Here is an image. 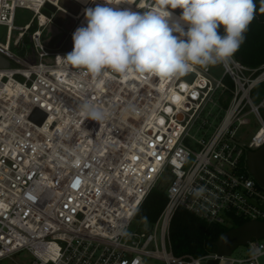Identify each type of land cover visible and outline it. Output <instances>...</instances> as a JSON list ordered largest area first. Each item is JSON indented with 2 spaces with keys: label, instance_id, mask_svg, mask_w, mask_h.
Instances as JSON below:
<instances>
[{
  "label": "built area",
  "instance_id": "2783aa9c",
  "mask_svg": "<svg viewBox=\"0 0 264 264\" xmlns=\"http://www.w3.org/2000/svg\"><path fill=\"white\" fill-rule=\"evenodd\" d=\"M68 1L75 13L60 0H0V262L26 251L30 259L21 264H264V238L233 257L175 255L168 236L178 206L208 223L264 220V187L246 165V153L264 145V95L258 103L250 97L264 82V64L232 57L220 63L219 78L211 66H196L191 81L109 73L95 82L62 59L73 50V33L87 25L85 10L107 2L143 12L157 0ZM45 4L54 6L50 15ZM17 7L33 13L24 28L13 24ZM30 25L31 50L16 56L11 41L18 46ZM85 103L105 118L87 117ZM35 108L45 113L41 123L30 118ZM249 116L254 129L238 134ZM154 187L166 193L162 210L130 229Z\"/></svg>",
  "mask_w": 264,
  "mask_h": 264
},
{
  "label": "clouds",
  "instance_id": "9594fccd",
  "mask_svg": "<svg viewBox=\"0 0 264 264\" xmlns=\"http://www.w3.org/2000/svg\"><path fill=\"white\" fill-rule=\"evenodd\" d=\"M177 8L182 12L174 18L171 10ZM254 10V0H157L143 12L97 4L85 10L87 25L73 33V50L62 59L95 82L109 73L180 78L196 66L207 69L231 59ZM82 107L92 120L105 118L91 103Z\"/></svg>",
  "mask_w": 264,
  "mask_h": 264
},
{
  "label": "trees",
  "instance_id": "16d2710c",
  "mask_svg": "<svg viewBox=\"0 0 264 264\" xmlns=\"http://www.w3.org/2000/svg\"><path fill=\"white\" fill-rule=\"evenodd\" d=\"M253 19L245 33L244 43L234 54V58L248 67H258L264 64V0H254ZM34 26L30 25L29 30ZM223 34L222 27L220 29ZM167 200L161 187H154L140 204L135 216L147 223L156 220ZM240 218L233 219L232 225L208 223L191 211L178 206L170 219L168 236L173 254L203 255L215 249L214 241L233 226L242 224Z\"/></svg>",
  "mask_w": 264,
  "mask_h": 264
},
{
  "label": "rangeland",
  "instance_id": "374dc122",
  "mask_svg": "<svg viewBox=\"0 0 264 264\" xmlns=\"http://www.w3.org/2000/svg\"><path fill=\"white\" fill-rule=\"evenodd\" d=\"M59 5L63 9H65L71 13H75L77 11V5L74 3H70L68 0H60ZM172 11L179 14V15L182 12V10H180L179 8L173 9ZM32 17H33V13L31 10L24 8V7H17L15 9V13H14L13 24L15 26H19L21 28H24V26L26 24L30 23ZM53 20L55 23L60 25L57 33L64 31L65 28L62 25L63 18H61V15H56ZM50 29L52 30L53 27H50ZM30 31L31 30L25 31L26 32V38L23 41H19L18 46L13 45L12 41H11L10 50L14 55L21 56V57L26 56L27 53L31 50V43L28 39V35H29ZM11 32H12V35H11ZM17 32H18L17 29L10 31L9 38H11V40H13L15 38V36H17ZM5 33H6V26L0 25V41L1 42H4V40H5ZM67 48H71V47L68 46ZM222 72H223V68L221 67L220 63H218L215 66H211V74L214 78H219L221 76ZM262 95H264V82L258 83L252 89L250 97H251V100L253 101V103H258V101L261 99ZM224 96L225 95L222 94L221 98H224ZM248 118L251 119V122L247 125H243L241 127V129L239 130L238 134L242 131H245L246 127H248L250 130L254 129V120H253L252 116H249ZM192 131H194V130H192ZM210 131H211V129H210ZM195 134L199 135V134H201V131L196 132ZM190 144L192 146V143H190ZM192 147L195 148V146H192ZM232 223H233V220L229 221L226 225L231 226ZM143 226H146V224L144 222H142L141 220L135 218L132 220V222L130 224V229H140ZM250 253H251V250L249 249V247L246 244H243V245L237 246L230 254L233 257H244ZM29 259H30V255L26 251H21L17 254H14L11 257V259H3L0 262V264H21V263L27 262ZM147 262H148V264H161L160 261L153 260V259H147ZM260 262H264V258H260Z\"/></svg>",
  "mask_w": 264,
  "mask_h": 264
},
{
  "label": "water",
  "instance_id": "95a60500",
  "mask_svg": "<svg viewBox=\"0 0 264 264\" xmlns=\"http://www.w3.org/2000/svg\"><path fill=\"white\" fill-rule=\"evenodd\" d=\"M53 10L54 6L50 4H45L42 7V11L46 12L47 15H50ZM64 36L65 34L63 33L57 45L61 43ZM3 62L7 64L6 61ZM194 76V73L190 72L183 77L191 81ZM30 118L37 123H41L45 118V113L40 109L35 108L32 111ZM246 165L248 171L254 177L257 183L264 187V145L260 146L256 150H249L246 153ZM252 238H264V220H247L240 225L227 229L219 236L217 240L214 241L215 254L217 256L228 255L237 246L246 244ZM216 263V258H211L206 262V264Z\"/></svg>",
  "mask_w": 264,
  "mask_h": 264
},
{
  "label": "bare ground",
  "instance_id": "6f19581e",
  "mask_svg": "<svg viewBox=\"0 0 264 264\" xmlns=\"http://www.w3.org/2000/svg\"><path fill=\"white\" fill-rule=\"evenodd\" d=\"M156 4H157V3L154 4V7H153L152 9H154V8L156 7ZM152 9H151V10H152ZM171 11H172V10H171ZM172 13H173V17H174V18L180 16L179 14H177V13H175V12H173V11H172Z\"/></svg>",
  "mask_w": 264,
  "mask_h": 264
}]
</instances>
